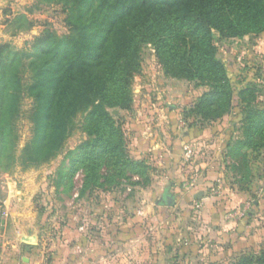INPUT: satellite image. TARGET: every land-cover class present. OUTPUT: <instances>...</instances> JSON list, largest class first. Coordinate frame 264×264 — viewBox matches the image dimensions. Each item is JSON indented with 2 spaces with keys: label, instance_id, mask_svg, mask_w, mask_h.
<instances>
[{
  "label": "rangeland",
  "instance_id": "1",
  "mask_svg": "<svg viewBox=\"0 0 264 264\" xmlns=\"http://www.w3.org/2000/svg\"><path fill=\"white\" fill-rule=\"evenodd\" d=\"M66 18L62 5L49 0H0V46L19 53L17 69L25 82L45 65L35 39L45 32L67 36ZM213 45L228 73L229 107L204 108L208 85L174 77L148 44L130 108L108 109L129 159L144 162L142 176L104 166L99 186L86 185L83 146L95 140L86 114L76 117L61 152L25 165L24 148L34 138L32 100L25 96L14 122L13 159L0 168V223L10 227L8 205L25 203L29 233L36 237L32 246L44 264H232L242 255H260L264 132L249 137L251 123L244 122L264 110V33L229 38L214 30ZM167 188L178 200L173 207L158 205ZM222 221L232 225L230 238L239 245L231 262L218 258H230L228 241L216 239Z\"/></svg>",
  "mask_w": 264,
  "mask_h": 264
},
{
  "label": "trees",
  "instance_id": "2",
  "mask_svg": "<svg viewBox=\"0 0 264 264\" xmlns=\"http://www.w3.org/2000/svg\"><path fill=\"white\" fill-rule=\"evenodd\" d=\"M49 1L62 5L70 31L61 38L45 32L35 39L33 48L48 59L40 58L45 65L35 67L29 81L17 69L19 53L0 46V168L13 159L18 139L14 122L28 96L34 138L24 148L25 165H38L61 152L76 117L86 114V129L95 135L91 145L83 146L86 185L99 186L104 166L122 174L131 168L141 176L145 170L144 162L127 156L122 131L108 111L130 108V89L141 71L145 45L156 47L160 63L174 77L208 85L204 108H221L230 106L232 90L216 57L213 31L229 38L264 33V0ZM247 121L248 136L264 132V110ZM232 264H264V251L242 255Z\"/></svg>",
  "mask_w": 264,
  "mask_h": 264
},
{
  "label": "crops",
  "instance_id": "3",
  "mask_svg": "<svg viewBox=\"0 0 264 264\" xmlns=\"http://www.w3.org/2000/svg\"><path fill=\"white\" fill-rule=\"evenodd\" d=\"M154 146V145H153ZM166 190H169L167 188ZM12 197V195H11ZM178 201V200H177ZM10 199L7 201L9 204ZM25 203L20 204H12L8 205V215L11 214L12 224H3L0 223V264H44L41 258L38 256V251L34 246H30L27 241L35 237V235H30L29 229L30 225L26 223V218L28 216L27 209L25 210V206L22 205ZM20 206V207H19ZM20 208V209H19ZM20 221V222H19ZM223 222V221H222ZM221 231L218 232V239L220 243H225L228 241V245H226L227 254H230V258L233 257V252L239 249V245H237V241L233 238H230L233 234L232 232V225L227 222L221 223ZM226 230V231H225ZM228 234L226 235V233ZM36 238V237H35ZM26 247H30L31 250L27 251ZM241 248V247H240ZM231 253H228V252ZM228 256V255H224ZM220 262L229 261L231 262L233 258H223L221 256L218 257ZM54 264H62L61 262H54ZM75 264H90L89 259H78L77 263Z\"/></svg>",
  "mask_w": 264,
  "mask_h": 264
},
{
  "label": "water",
  "instance_id": "4",
  "mask_svg": "<svg viewBox=\"0 0 264 264\" xmlns=\"http://www.w3.org/2000/svg\"><path fill=\"white\" fill-rule=\"evenodd\" d=\"M177 203V198L174 194L170 193L169 190H166L162 199L158 202V205L161 206H169V207H173L175 204ZM27 243L32 246L36 243V238L32 237L30 238ZM27 251H30L31 248L30 247H26Z\"/></svg>",
  "mask_w": 264,
  "mask_h": 264
}]
</instances>
